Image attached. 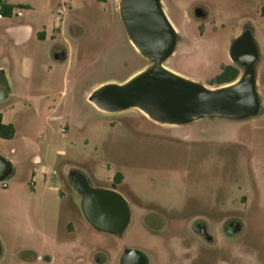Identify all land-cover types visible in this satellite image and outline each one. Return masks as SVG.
Listing matches in <instances>:
<instances>
[{
    "label": "rangeland",
    "instance_id": "rangeland-1",
    "mask_svg": "<svg viewBox=\"0 0 264 264\" xmlns=\"http://www.w3.org/2000/svg\"><path fill=\"white\" fill-rule=\"evenodd\" d=\"M10 1L23 16L0 19V68L10 77L0 115L16 130L0 139L14 168L0 183V264H121L128 250L148 264H264V0H162L178 35L168 70L217 89L210 81L235 65L230 48L245 31L259 53L258 116L182 126L90 102L101 86L153 66L130 41L122 0ZM20 28L34 33L21 47ZM75 170L124 197L123 234L89 223Z\"/></svg>",
    "mask_w": 264,
    "mask_h": 264
},
{
    "label": "water",
    "instance_id": "water-1",
    "mask_svg": "<svg viewBox=\"0 0 264 264\" xmlns=\"http://www.w3.org/2000/svg\"><path fill=\"white\" fill-rule=\"evenodd\" d=\"M120 9L132 45L153 66L123 84L96 89L90 102L98 110L112 114L137 109L165 126H182L205 118L244 120L262 112L256 72L259 53L251 31H245L230 48L231 61L243 70L242 76L231 85L208 89L165 68L175 53L178 35L161 0H123ZM196 16L202 18L204 13L197 10ZM9 94L5 73L0 71V101ZM13 173V164L0 155V183ZM70 179L83 197V212L89 223L99 232L123 234L131 219L124 197L116 190L92 188L77 170ZM121 264H148V260L143 253L128 250Z\"/></svg>",
    "mask_w": 264,
    "mask_h": 264
},
{
    "label": "trees",
    "instance_id": "trees-1",
    "mask_svg": "<svg viewBox=\"0 0 264 264\" xmlns=\"http://www.w3.org/2000/svg\"><path fill=\"white\" fill-rule=\"evenodd\" d=\"M17 6L8 4L7 0H0V12L3 16L12 17L14 10ZM264 17V10H263ZM65 55H63L64 57ZM61 58V57H60ZM242 70L235 65H226L221 69V73L217 75L210 81V85L215 88H221L227 85L235 83L241 76ZM16 130L11 124L6 125L3 123L2 116L0 115V139L12 140L15 137ZM117 181H121L123 176L121 174L117 175Z\"/></svg>",
    "mask_w": 264,
    "mask_h": 264
},
{
    "label": "crops",
    "instance_id": "crops-1",
    "mask_svg": "<svg viewBox=\"0 0 264 264\" xmlns=\"http://www.w3.org/2000/svg\"><path fill=\"white\" fill-rule=\"evenodd\" d=\"M7 2H8V4H10V5H13V6H20V4L18 5V4H16V3H13V2H11L10 0H7ZM18 13H21V12H19V10H14V12H13V15L14 16H16V17H22L23 15H21V16H18L17 14ZM22 14V13H21ZM0 19L1 20H3L6 16H3L2 14H1V12H0ZM7 18V17H6ZM58 28V27H57ZM23 32H21V33H18V35H17V37H16V39H18V41L16 42V45L17 46H23V45H25V43H27L28 41H29V39H31V38H33V36H34V33H33V31H28V32H24V28H20ZM56 29V28H55ZM18 31H19V29H18ZM40 36H39V38H40V42L41 43H45L46 41H47V35H46V33L45 32H42V33H40L39 34ZM66 52V51H65ZM65 52H62L61 54H57L56 55V58H57V60L58 61H60L61 60V58H60V55H65L64 56V58H65V60L68 58V54L67 53H65ZM25 61L26 62H29L27 59H25ZM0 71H3L1 68H0ZM4 72V71H3ZM5 73V72H4ZM138 73H140V72H137V74ZM136 74V75H137ZM5 77H6V79H7V81L9 82V80H10V77H9V75H8V73L7 74H5ZM9 84V83H8ZM98 87H100V86H98ZM98 87H96V88H98ZM95 88V89H96ZM97 109V108H96ZM98 110V109H97ZM100 111V110H99ZM2 120H3V123L4 124H6V125H8L7 124V118H6V113L4 112L3 114H2ZM35 176V175H34Z\"/></svg>",
    "mask_w": 264,
    "mask_h": 264
},
{
    "label": "flooded vegetation",
    "instance_id": "flooded-vegetation-1",
    "mask_svg": "<svg viewBox=\"0 0 264 264\" xmlns=\"http://www.w3.org/2000/svg\"><path fill=\"white\" fill-rule=\"evenodd\" d=\"M162 1V0H161ZM123 2V0L121 1V3ZM121 3L119 4V12H120V15H121V9H120V7H121ZM197 11V10H196ZM205 16H203L202 18H204ZM121 18H122V15H121ZM122 21H123V19H122ZM124 23V22H123ZM77 190V189H76ZM78 191V190H77ZM79 192V191H78ZM208 226H205V229L204 230H202L201 231V235H203L204 236V238L206 239V240H208L209 242H211V243H213L214 242V240H213V238L212 237H210V235L208 234ZM237 231L239 232L240 231V227H238L237 228Z\"/></svg>",
    "mask_w": 264,
    "mask_h": 264
},
{
    "label": "built area",
    "instance_id": "built-area-1",
    "mask_svg": "<svg viewBox=\"0 0 264 264\" xmlns=\"http://www.w3.org/2000/svg\"><path fill=\"white\" fill-rule=\"evenodd\" d=\"M60 13L63 14V12H60ZM17 15H18V16H21L22 14H21V13H18ZM0 17H1V16H0ZM2 186H3V188H6V187H7L6 184H3Z\"/></svg>",
    "mask_w": 264,
    "mask_h": 264
}]
</instances>
